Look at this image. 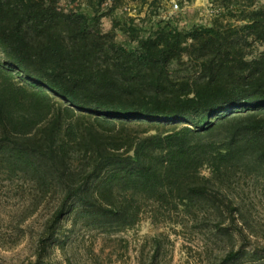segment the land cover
<instances>
[{"label": "trees", "instance_id": "16d2710c", "mask_svg": "<svg viewBox=\"0 0 264 264\" xmlns=\"http://www.w3.org/2000/svg\"><path fill=\"white\" fill-rule=\"evenodd\" d=\"M132 1L0 0V181L48 209L35 264L145 210L212 213L222 263L253 261L222 224H246L235 184L264 192V3Z\"/></svg>", "mask_w": 264, "mask_h": 264}, {"label": "rangeland", "instance_id": "374dc122", "mask_svg": "<svg viewBox=\"0 0 264 264\" xmlns=\"http://www.w3.org/2000/svg\"><path fill=\"white\" fill-rule=\"evenodd\" d=\"M264 3V0H261ZM177 1L166 8L169 14L179 11ZM128 8L134 13L135 3L128 0ZM211 0H195L187 3L184 12H197L210 19ZM108 28L109 24L106 23ZM245 184V183H244ZM233 194L246 212L244 229L247 240L236 233L227 215L222 224L233 237L236 250L256 252L257 258L249 261L241 257L236 264H264V192L253 191L245 185L235 184ZM30 193L16 184L0 181V264H35L36 245L41 227L48 216V209L41 205L30 207ZM171 218L172 223L169 219ZM178 222L179 224H176ZM170 224V225H169ZM216 221L212 213L200 212L190 217L183 214L161 212L153 214L145 210L141 221L129 231L99 233L75 229L66 242V257L56 251L44 264H223L224 252L230 246L226 238L216 235ZM216 236H219L217 238ZM75 250V253H73ZM74 254V255H73ZM43 264V263H41Z\"/></svg>", "mask_w": 264, "mask_h": 264}, {"label": "built area", "instance_id": "2783aa9c", "mask_svg": "<svg viewBox=\"0 0 264 264\" xmlns=\"http://www.w3.org/2000/svg\"><path fill=\"white\" fill-rule=\"evenodd\" d=\"M177 8V6H175Z\"/></svg>", "mask_w": 264, "mask_h": 264}]
</instances>
